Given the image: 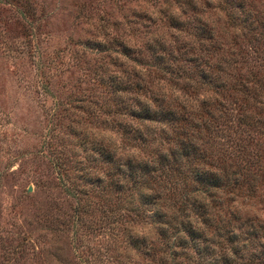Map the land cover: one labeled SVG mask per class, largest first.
Returning <instances> with one entry per match:
<instances>
[{"label": "rangeland", "instance_id": "374dc122", "mask_svg": "<svg viewBox=\"0 0 264 264\" xmlns=\"http://www.w3.org/2000/svg\"><path fill=\"white\" fill-rule=\"evenodd\" d=\"M173 1L0 0V264H158L145 261L142 251L126 243L131 231L160 247V236L146 217L135 213V202L125 201L126 195L115 198L109 189L107 196L111 207L116 201L121 217L108 216L107 201L102 204L100 196L93 205L98 210L83 216L81 224L75 221L76 200L68 191L71 180L79 181L78 167L87 165L85 150L73 146L64 118L54 120L51 110L58 96L96 93L94 71L99 65L105 72L116 69L111 62L117 63L114 51L122 40L139 54L135 63L149 70L154 69L159 45L175 55L183 51L173 62L190 66L181 57L194 55L187 46L193 35L167 25L166 13L178 12ZM189 3L185 18L182 12L179 18L188 19L189 25L202 22L204 35L214 37L210 43L220 48L208 46L205 60L217 83L224 84L211 91L192 76L186 81L192 84L187 96L200 100L212 93L211 107L205 103V109H198L196 120L216 128L203 135L206 151L212 163L222 166L221 174L234 178L209 191L205 200L210 224L203 233L219 253L228 247L229 233L240 238L244 231H256L253 245L245 238L232 244L245 241L239 253L246 257L259 241L264 243V0H240L239 17L255 19L244 37L241 31L234 33L237 19L220 0ZM196 52L202 56V50ZM86 130L117 159L137 153L122 145L116 130ZM52 147L63 149L62 167L52 164ZM241 171L245 179L238 181ZM175 194L162 201L165 218L174 224L187 213ZM192 220L201 226L199 216Z\"/></svg>", "mask_w": 264, "mask_h": 264}, {"label": "trees", "instance_id": "16d2710c", "mask_svg": "<svg viewBox=\"0 0 264 264\" xmlns=\"http://www.w3.org/2000/svg\"><path fill=\"white\" fill-rule=\"evenodd\" d=\"M188 1L192 0L182 3L174 0L178 12L168 11L166 17L167 25L175 31L193 35L187 41V46L189 53L194 55L181 57V60L189 61L191 67L173 62L183 51L175 55L159 45L151 63L154 69L149 70L148 65L135 63L139 54H133L134 50L122 40L118 43L119 50L114 51L117 63L109 61L117 66L116 69L105 72L103 66L99 65L94 71L95 81H91L96 87V93L89 97L79 93L64 98L58 96L54 100L52 117L54 120L64 118L63 125L67 128L69 141L76 148L85 150L87 165L78 167L79 181L71 180L68 191L76 200L73 208L75 221L81 224L83 216L98 210V207L93 206L95 199L101 196L104 204L109 199V189H112L115 198L127 196L125 201H134L135 213L141 218L146 217L145 221L160 236L159 247L157 243L145 241L144 237L138 238L131 231L127 233L126 243L142 251L145 261L151 260L158 264H264L263 242L259 241L246 257L239 253L244 249L245 241L232 245L236 239L244 238L253 245L256 231H244V237L239 236L240 238H237L238 233H229L226 236L228 247H223L219 253L213 252L212 239L203 233V229L210 224L206 219L209 214L206 213L205 200L211 195L209 191L234 182V178L221 174L222 166L216 164L215 160L212 163V156L206 151L208 144L203 135L209 134L211 130L214 133L216 128H209L205 123L196 120L198 109H205V103L211 107V98H214L212 93L200 100L187 96V87L192 84L186 81L192 76L201 78L199 81L192 80L203 83L211 91L224 84L223 81L222 84L217 83L213 70L205 60L206 52L210 49L208 46L218 50L220 48L218 44L210 43L214 37L204 35L202 22L189 25L188 19L179 18V12L184 13L185 18V9L190 4ZM220 1L223 3L222 7H229L228 15L233 20L237 19L235 34L241 31L240 35L244 37L245 29H253L255 19L239 17L243 11L240 0ZM159 13V19H163L161 9ZM174 38L177 41L178 38ZM99 44L97 42L96 48ZM87 46L92 50L93 45ZM196 50H202V56ZM172 90L175 92L171 96ZM59 106L61 108L57 110ZM209 113L212 118L213 110L210 109ZM242 115L244 118L249 117L245 112ZM90 127H108L118 131L122 145L135 149L137 153H128L120 159L113 157L114 153L109 152L96 135H89L86 129ZM52 149L56 155V160L51 161L52 164L62 167V158L65 157L63 149ZM239 174L240 178L237 180H244L245 173L241 171ZM171 193H176L179 203L187 211L184 212V217L176 219L175 224L169 223L165 218L162 207L163 199ZM110 203L111 201H107L104 205L108 216L121 217L116 201H112V207ZM128 209L131 211V207ZM192 216H199L201 226L192 224Z\"/></svg>", "mask_w": 264, "mask_h": 264}, {"label": "water", "instance_id": "95a60500", "mask_svg": "<svg viewBox=\"0 0 264 264\" xmlns=\"http://www.w3.org/2000/svg\"><path fill=\"white\" fill-rule=\"evenodd\" d=\"M27 190H30V187L29 186L27 187Z\"/></svg>", "mask_w": 264, "mask_h": 264}, {"label": "clouds", "instance_id": "9594fccd", "mask_svg": "<svg viewBox=\"0 0 264 264\" xmlns=\"http://www.w3.org/2000/svg\"><path fill=\"white\" fill-rule=\"evenodd\" d=\"M143 234H145V233H141V235H143Z\"/></svg>", "mask_w": 264, "mask_h": 264}]
</instances>
